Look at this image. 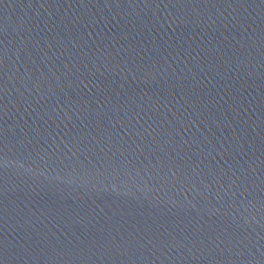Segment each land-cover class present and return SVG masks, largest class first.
<instances>
[{"label":"water","instance_id":"95a60500","mask_svg":"<svg viewBox=\"0 0 264 264\" xmlns=\"http://www.w3.org/2000/svg\"><path fill=\"white\" fill-rule=\"evenodd\" d=\"M0 264H264V0H0Z\"/></svg>","mask_w":264,"mask_h":264}]
</instances>
